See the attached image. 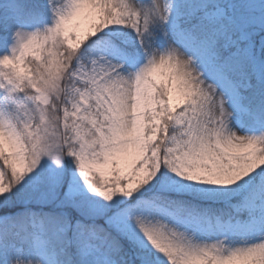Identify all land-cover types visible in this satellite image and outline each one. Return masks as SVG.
<instances>
[{
	"label": "snow or ice",
	"instance_id": "6c2138e0",
	"mask_svg": "<svg viewBox=\"0 0 264 264\" xmlns=\"http://www.w3.org/2000/svg\"><path fill=\"white\" fill-rule=\"evenodd\" d=\"M0 264H264V0H0Z\"/></svg>",
	"mask_w": 264,
	"mask_h": 264
}]
</instances>
